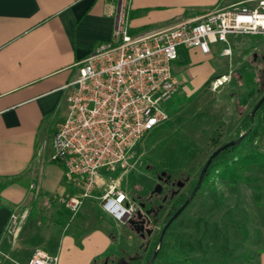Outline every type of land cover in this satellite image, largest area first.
<instances>
[{"label": "crops", "instance_id": "0c3cea01", "mask_svg": "<svg viewBox=\"0 0 264 264\" xmlns=\"http://www.w3.org/2000/svg\"><path fill=\"white\" fill-rule=\"evenodd\" d=\"M225 1L228 6L237 0H0V264H24L38 249L58 254L59 264H99L117 253L109 227L80 229L83 220L76 218L87 204L71 215L66 201L75 194L74 184L65 166L51 160L70 84L80 63L112 41L121 6L130 31L142 33L195 20ZM222 48L217 43L203 54L180 47L172 65L176 93L190 80V55L207 57ZM14 213L24 218L11 233ZM260 256L264 264V252Z\"/></svg>", "mask_w": 264, "mask_h": 264}, {"label": "rangeland", "instance_id": "374dc122", "mask_svg": "<svg viewBox=\"0 0 264 264\" xmlns=\"http://www.w3.org/2000/svg\"><path fill=\"white\" fill-rule=\"evenodd\" d=\"M240 1L247 0L236 2ZM226 2L229 1L221 5ZM230 41L234 49L231 58L222 57L219 49L207 57L190 55V80L179 85L175 98L165 105L169 119L145 134L127 169L105 175L101 173L104 181L99 183L98 196L119 179L120 188L141 206V203L148 202L149 191L154 189L158 182L156 175L161 171L187 180V190L192 191L210 155L221 145L238 139V131L245 123L244 117L252 110L237 104L240 90L238 73L244 64L254 63L253 56L258 59V95L253 104L258 102L264 96V35H231ZM192 49L195 48H188ZM211 69L217 70L216 74L211 75ZM217 75L228 79L214 87L211 82ZM262 131L260 143H264V127ZM245 146L246 150L250 149L249 145ZM260 176L264 187V174ZM74 189L76 194L75 185ZM187 190L185 187L179 197H173L165 205L162 218L156 224V236L148 248L145 247L141 264L149 262L154 255L156 258L152 264H177L181 261L184 264H202L219 261L227 254H231L229 261L233 264L246 263L244 255L251 257L253 264H259L260 255L264 252V197L263 202L257 204L253 200V189L247 184L229 186L216 174L200 187L187 208L168 227L160 243V232L167 218L176 211H173L172 204H181L186 199ZM151 199L156 204L162 203L160 198ZM85 203L87 206L81 208L76 218L78 222L83 220L80 229L86 225L92 232L100 223L104 224L114 237L112 251L118 249L111 257L126 256L129 262L135 260L140 240L128 228V223L107 217L101 211L99 200L86 199Z\"/></svg>", "mask_w": 264, "mask_h": 264}, {"label": "built area", "instance_id": "2783aa9c", "mask_svg": "<svg viewBox=\"0 0 264 264\" xmlns=\"http://www.w3.org/2000/svg\"><path fill=\"white\" fill-rule=\"evenodd\" d=\"M127 20L121 6L112 41L98 45L80 63L51 155L52 161L65 166L66 177L77 187L78 192L66 201L72 216L86 199H99L103 213L123 224L136 217L138 204L120 188L119 179L98 196V177L127 169L145 134L169 119L165 105L177 91L171 65L179 48L209 54L212 45L222 43L220 55L231 58V35H264V0L236 2L195 20L142 33H132ZM227 79L216 77L211 84L217 87ZM23 218L11 215V233L20 229ZM58 263V254L38 249L24 264Z\"/></svg>", "mask_w": 264, "mask_h": 264}, {"label": "trees", "instance_id": "16d2710c", "mask_svg": "<svg viewBox=\"0 0 264 264\" xmlns=\"http://www.w3.org/2000/svg\"><path fill=\"white\" fill-rule=\"evenodd\" d=\"M257 60L258 59L253 56L252 61L254 63L244 64L238 73V77H240V84L238 85L240 86V90L236 97L237 104L242 107L244 106L245 108H250V110H253L257 105V102L253 104L255 97L258 95L257 85L259 79L257 75L260 68L256 62ZM234 81L235 83L237 82V80ZM252 110L244 117V126L238 131V138L241 134L246 133L242 141L237 145L228 146L215 156L207 170L201 186H204V184L207 183V181H209L214 174H216L222 180L227 181L229 186L239 183L247 184L253 189V200L257 204H261L264 197V187L261 183L260 176V174H264V143H260V139L263 133L262 129L264 127V102L256 110L254 124L248 131L250 128V114ZM257 138H259L258 142L254 143ZM245 145H249L250 149L246 150ZM60 219L63 224L67 221L65 217ZM262 242L264 244V237ZM230 257L231 254H227L219 261H206L202 264H233L229 261ZM244 257L246 258V263L244 264H253L251 262V257H246L245 255ZM177 264H184V261Z\"/></svg>", "mask_w": 264, "mask_h": 264}, {"label": "flooded vegetation", "instance_id": "af4514ba", "mask_svg": "<svg viewBox=\"0 0 264 264\" xmlns=\"http://www.w3.org/2000/svg\"><path fill=\"white\" fill-rule=\"evenodd\" d=\"M163 173H165V174H163ZM156 177H158L157 178L158 182L155 184V186L157 184L161 185L160 193L152 192V191H154V189L149 191L150 194H149L148 202L141 203V206L138 205L137 212L141 211V213H142L141 219H138L137 217H135L133 219L134 222L128 223V228L130 230H132L138 236V238L140 240V247H138L139 248L138 253L135 254V260H132L129 262L126 259L127 258L126 256H121V257H117V256L111 257L110 256L111 258L109 257L108 259H105L104 261H102L103 263H101V264H141L140 261L142 260V256L144 255L143 251L145 250V247H147V245H149L150 242L156 236V233H157L156 224L159 222L160 218H162V213L165 211V205L173 197H176V198L179 197L181 191L185 187H186V190L188 188V181L187 180L185 181V179L174 178L172 175L167 174L164 171H161L160 174L156 175ZM204 178H205V176H204ZM155 186H154V188H155ZM200 187H201V185H200ZM200 187H199V189H200ZM192 191H189V190L186 191L187 192L186 199L181 204L178 203V205H177L176 202H175V204L174 203L172 204L171 207H174L173 211L177 210L189 198ZM155 197L160 198L162 203L156 204L151 199V198H155ZM175 212H172L170 217ZM169 218H167V219H169ZM177 218H175V219H177ZM143 225H144V227H143ZM148 232H150V233H148ZM161 232H162V230H161ZM161 232H160L159 236H161ZM153 257L154 256H152L151 259H149V261H151ZM148 263L149 262H146V264H148Z\"/></svg>", "mask_w": 264, "mask_h": 264}, {"label": "water", "instance_id": "95a60500", "mask_svg": "<svg viewBox=\"0 0 264 264\" xmlns=\"http://www.w3.org/2000/svg\"><path fill=\"white\" fill-rule=\"evenodd\" d=\"M263 102H264V96L262 97V98H260L259 100H258V102L256 103L257 105L254 107V109L252 110V112H251V114H250V128L248 129V131L251 129V127L253 126V124H254V116H255V112H256V110L263 104ZM246 135V133H244V134H241V136L238 138V139H236V140H233V141H229V142H227V143H225V144H223V145H221L220 147H218L211 155H210V157L208 158V160H207V162L205 163V165H204V167H203V169H202V171H201V174H200V176H199V179H198V182H197V184H196V186H195V188L194 189H192L193 191H192V193H191V195L189 196V198L176 210V212L168 219V221H167V223L165 224V226L163 227V229H162V232H161V236H160V243H161V241H162V238H163V236H164V232H166V230L168 229V227L171 225V223L175 220V218H177L185 209H186V207L189 205V203L192 201V199H193V197L196 195V193H197V191H198V189H199V187H200V185H201V183H202V181H203V178H204V176H205V174H206V172H207V170H208V168H209V166H210V164L212 163V160L215 158V156L216 155H218L221 151H223L224 149H226L228 146H233V145H237V144H239L241 141H242V139H243V137ZM163 174H165V173H163ZM160 191H161V185L160 184H157L156 186H155V188H154V191H152V192H154V193H160ZM136 217L138 218V219H141V217H142V213H141V211H138L137 212V214H136ZM132 222H134V220L133 219H131L128 223H132ZM143 227H144V225H143ZM148 233H150V232H148ZM155 256L156 255H154V257L152 258V260L151 261H149V263L148 264H152V262L154 261V259H155Z\"/></svg>", "mask_w": 264, "mask_h": 264}]
</instances>
